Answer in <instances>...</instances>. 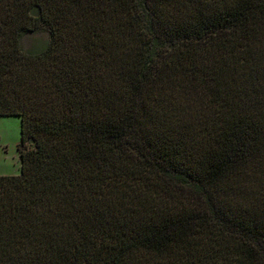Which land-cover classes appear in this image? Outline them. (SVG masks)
<instances>
[{
  "label": "trees",
  "instance_id": "trees-1",
  "mask_svg": "<svg viewBox=\"0 0 264 264\" xmlns=\"http://www.w3.org/2000/svg\"><path fill=\"white\" fill-rule=\"evenodd\" d=\"M0 116V264H264V0H0Z\"/></svg>",
  "mask_w": 264,
  "mask_h": 264
},
{
  "label": "rangeland",
  "instance_id": "rangeland-1",
  "mask_svg": "<svg viewBox=\"0 0 264 264\" xmlns=\"http://www.w3.org/2000/svg\"><path fill=\"white\" fill-rule=\"evenodd\" d=\"M50 40L46 28L24 34L20 46L24 51L44 49ZM30 143L29 146H32ZM20 119L15 116H0V175L20 173Z\"/></svg>",
  "mask_w": 264,
  "mask_h": 264
}]
</instances>
